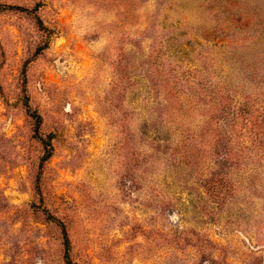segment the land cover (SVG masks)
Wrapping results in <instances>:
<instances>
[{
	"label": "rangeland",
	"instance_id": "obj_1",
	"mask_svg": "<svg viewBox=\"0 0 264 264\" xmlns=\"http://www.w3.org/2000/svg\"><path fill=\"white\" fill-rule=\"evenodd\" d=\"M244 103L264 0H0V264H264Z\"/></svg>",
	"mask_w": 264,
	"mask_h": 264
},
{
	"label": "trees",
	"instance_id": "obj_2",
	"mask_svg": "<svg viewBox=\"0 0 264 264\" xmlns=\"http://www.w3.org/2000/svg\"><path fill=\"white\" fill-rule=\"evenodd\" d=\"M260 114L259 111L255 110V108H252L249 103H244L238 108L228 110L227 116L229 115L231 121L233 122V125H235L236 127L235 130L240 134L246 135L248 133L250 137H256L260 134L258 129L260 127H264L263 122H258L260 121L259 118L263 117ZM197 181L201 183L205 189L212 193L219 192V189L224 186L222 185V180H218L215 174H212L210 178H200Z\"/></svg>",
	"mask_w": 264,
	"mask_h": 264
}]
</instances>
